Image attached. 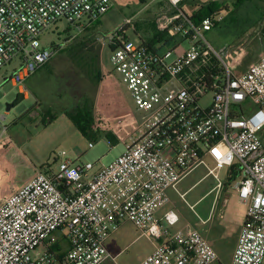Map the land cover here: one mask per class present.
<instances>
[{
	"label": "built area",
	"instance_id": "built-area-1",
	"mask_svg": "<svg viewBox=\"0 0 264 264\" xmlns=\"http://www.w3.org/2000/svg\"><path fill=\"white\" fill-rule=\"evenodd\" d=\"M166 1L172 12L156 17L159 38L134 43L126 35L132 23L127 19L109 39L114 69L137 109L147 112L138 136L98 172L91 162L67 160L57 172L36 171L5 196L0 264H119L106 241L125 222L155 243L139 264H217V252L199 229L171 234L178 214L172 209L163 219L156 217L170 202L168 191H178L182 179L201 165L217 181L212 191L218 196L221 170L229 167L231 177L239 175L233 187L246 218L231 264H264V53L236 74V56L207 39L220 13L196 22L182 9L186 0ZM113 5L112 0H0V69L17 61L11 79L24 85L59 50L43 46L45 32L65 21L68 30L81 34ZM208 95L211 101L204 104ZM5 119L0 116V138L7 131ZM162 238L167 240L158 242ZM42 245L44 252L33 256Z\"/></svg>",
	"mask_w": 264,
	"mask_h": 264
},
{
	"label": "rangeland",
	"instance_id": "rangeland-1",
	"mask_svg": "<svg viewBox=\"0 0 264 264\" xmlns=\"http://www.w3.org/2000/svg\"><path fill=\"white\" fill-rule=\"evenodd\" d=\"M223 1L226 5L220 12L221 20L207 39L217 50L228 49L236 56L234 72L241 74L264 53V7L258 0H253V6ZM184 8L187 15L192 14L189 6ZM134 10L133 6L114 5L97 24L81 34L68 30L65 21L45 32L41 37L43 46L55 45L59 50L34 73L32 87L22 85L29 92L28 98L20 92L21 85H15L11 79L19 65L17 61L0 69V116L6 114L7 125L0 138V204L5 196L34 177L36 171L57 172L67 160L78 164L91 162L97 170L118 158L138 136L147 112L137 109L122 76L114 69L109 40ZM152 34L153 31L145 37L147 41H151ZM126 35L136 44L141 42L131 27ZM96 71L101 74L99 79ZM210 101L208 95L204 104ZM79 110L90 114L94 136H84L66 115L67 111ZM47 113L55 119L45 125L43 117ZM206 161L213 167L208 157ZM230 171L229 167L221 170L223 187L219 196L212 191L217 181L206 176L208 170L203 165L182 179L178 191H168L170 202L166 209H173L180 219L169 227L171 234L186 232L188 226L201 231V219L207 220L210 214L213 215L206 227L223 229L227 235L236 231L237 224L246 218V208L237 201L235 181L231 182L228 176ZM139 235L136 227L128 223L110 240V252L118 256L119 264H139L154 251L150 238ZM44 249L45 246H39L33 256H39ZM220 253L222 263L217 264H230L227 250L221 248Z\"/></svg>",
	"mask_w": 264,
	"mask_h": 264
},
{
	"label": "crops",
	"instance_id": "crops-1",
	"mask_svg": "<svg viewBox=\"0 0 264 264\" xmlns=\"http://www.w3.org/2000/svg\"><path fill=\"white\" fill-rule=\"evenodd\" d=\"M112 1H113L114 5H117L121 8H126V7L129 8L130 6L135 7V10L132 11L131 16L127 17L126 20L127 19L132 20L130 27L140 37L141 41H146L148 43L153 42L156 39V36L158 34L157 29H156V24H155L156 17L159 16L160 14H163V13H171L172 12V8L170 7V5L167 3L166 0H163V1H159V0H112ZM211 1H214V0H186L182 4V9L184 12H186L184 7L189 6L192 9V14L188 15V16L192 17V15L194 13H196L202 6L206 5L207 3L211 2ZM219 1L222 2V0H219ZM258 1H260V4L264 7V0H258ZM222 3L224 4V1ZM232 3L236 6H240V5H243L245 3L246 4L249 3V5H251V6L254 5L253 0L252 1L251 0L242 1V2L239 0H233ZM224 5H226V4H224ZM223 7H222V9H223ZM98 22H99V20L94 24H97ZM151 31H153L152 37L150 38L151 41H147L145 37L150 35ZM33 83H34V74L26 79L25 85H26V87H32ZM20 92L23 94L24 98L29 97V92L22 85L20 86ZM210 161H211V159H210ZM99 170H101V168L95 170V167H94L93 171L98 172ZM237 201L239 202L238 197H237ZM225 203H228V199L226 200ZM166 206H164L163 208L156 211V217L157 218L163 219L164 214L167 211L172 210V209H166ZM192 207L193 206H191V208ZM244 221H245V219L240 221V223L237 224L238 228L236 229V231L231 232L230 235H227L228 232L224 231L223 229H221V230L214 229L211 226L206 227L207 223L202 224V225H198L199 227L200 226L202 227L201 232H202L203 236L210 242V244L213 246V248L217 252L218 257H219L218 263H222L221 262V255H220L221 254L220 253L221 248H225L227 250V252L230 254V257H231L230 259L232 260L234 250H235V247L237 245L238 237H239V234H240V231H241V228L243 226ZM128 223H130V222L123 223L122 226L120 227V229L106 241V247H107L109 252H110V249H112V243L110 240L113 237L118 236V233L121 230V228L125 224H128ZM130 224H132V223H130ZM162 224L166 227V224L163 221H162ZM140 236H144V235L140 234L138 237H140ZM166 240H167L166 238H162L158 242H165ZM152 244H153V247L155 248L154 241H152ZM231 260H230V262H231Z\"/></svg>",
	"mask_w": 264,
	"mask_h": 264
},
{
	"label": "trees",
	"instance_id": "trees-1",
	"mask_svg": "<svg viewBox=\"0 0 264 264\" xmlns=\"http://www.w3.org/2000/svg\"><path fill=\"white\" fill-rule=\"evenodd\" d=\"M242 2V0H241ZM224 4L220 2L219 0H214L206 5L202 6L196 13L192 15V18L196 22H200L202 18L209 16V15H214L218 14L222 11V7ZM160 35L157 34L156 39L159 38ZM97 72V71H96ZM98 79L101 77V74L97 72ZM66 115L71 118V120L75 123V125L78 127L80 132L87 137H92L94 136V131L93 127L91 125L92 122H90V117L89 113L86 111L79 110L77 113L75 112H66ZM55 119V116L47 113L43 117V123L47 125L48 123H52ZM114 142V141H113ZM231 176V173H230ZM238 173H234L232 177H230L231 182L236 181L238 178Z\"/></svg>",
	"mask_w": 264,
	"mask_h": 264
}]
</instances>
